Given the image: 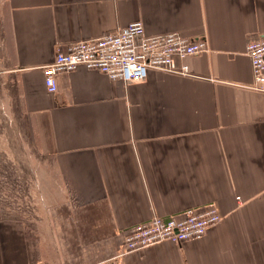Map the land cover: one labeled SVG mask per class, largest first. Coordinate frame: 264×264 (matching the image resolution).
<instances>
[{"label":"crops","instance_id":"0c3cea01","mask_svg":"<svg viewBox=\"0 0 264 264\" xmlns=\"http://www.w3.org/2000/svg\"><path fill=\"white\" fill-rule=\"evenodd\" d=\"M135 21L205 42L191 76L79 66L47 91L57 53ZM262 37L264 0H0V264H264V94L245 54ZM209 207L222 220L201 239L119 256L128 227Z\"/></svg>","mask_w":264,"mask_h":264},{"label":"built area","instance_id":"2783aa9c","mask_svg":"<svg viewBox=\"0 0 264 264\" xmlns=\"http://www.w3.org/2000/svg\"><path fill=\"white\" fill-rule=\"evenodd\" d=\"M205 51V42L185 39L175 33L146 36L142 23L135 21L99 38L71 43L42 68L43 82L47 91L54 93L56 76L79 66L125 84L143 81L151 70L186 77L191 76L186 60ZM245 54L252 74L249 88L264 94V37L248 41ZM221 220L222 216L211 207L167 219L152 217L123 231L119 256L162 242L178 244L199 240Z\"/></svg>","mask_w":264,"mask_h":264}]
</instances>
